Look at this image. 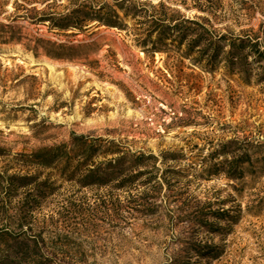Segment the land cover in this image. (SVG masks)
<instances>
[{
  "label": "rangeland",
  "instance_id": "rangeland-1",
  "mask_svg": "<svg viewBox=\"0 0 264 264\" xmlns=\"http://www.w3.org/2000/svg\"><path fill=\"white\" fill-rule=\"evenodd\" d=\"M0 264H264V0H0Z\"/></svg>",
  "mask_w": 264,
  "mask_h": 264
},
{
  "label": "trees",
  "instance_id": "trees-1",
  "mask_svg": "<svg viewBox=\"0 0 264 264\" xmlns=\"http://www.w3.org/2000/svg\"><path fill=\"white\" fill-rule=\"evenodd\" d=\"M87 7V6H86ZM106 7V5H100V6H98V9L100 10V9H102V8H105ZM117 7L119 8V9H121V10H123L124 9V5H122V3H118L117 4ZM75 13H77V11L75 12ZM85 13L86 14H81V13H77L78 15H82V18L81 19H96V20H98L99 22H101V23H103V24H105V25H108V26H118V27H120V25H121V23L120 22H117V20H109V19H107V18H101V16H91V17H87V15H89V14H87V12L85 11ZM124 15L125 16H127V15H129V13L127 12V10H124ZM133 15V14H132ZM49 20H51V18H49ZM64 21H66V22H64V23H61V22H58V24H54V25H56L57 27H60V28H68V27H71V26H73V27H76L75 25H73V24H71L72 22H69V21H67V20H64ZM190 21H192V20H190ZM161 27V26H160ZM183 28H181V27H179L178 29H177V31H179V30H182ZM46 53L47 54H49V55H53V54H51V53H49V52H47L46 51ZM55 56H57L56 54H54Z\"/></svg>",
  "mask_w": 264,
  "mask_h": 264
}]
</instances>
